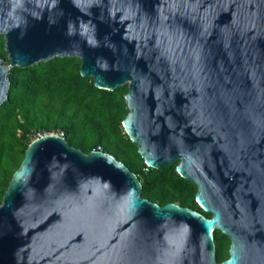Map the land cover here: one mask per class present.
I'll use <instances>...</instances> for the list:
<instances>
[{"label": "water", "instance_id": "water-1", "mask_svg": "<svg viewBox=\"0 0 264 264\" xmlns=\"http://www.w3.org/2000/svg\"><path fill=\"white\" fill-rule=\"evenodd\" d=\"M0 36V106L13 68L81 59L97 87L128 85L147 165L178 163L212 214L143 197L116 156L47 133L0 200V264H264V0H0Z\"/></svg>", "mask_w": 264, "mask_h": 264}, {"label": "trees", "instance_id": "trees-1", "mask_svg": "<svg viewBox=\"0 0 264 264\" xmlns=\"http://www.w3.org/2000/svg\"><path fill=\"white\" fill-rule=\"evenodd\" d=\"M0 56L7 58L3 36ZM81 66L79 58H55L11 70L10 97L0 106V200L34 141V130L64 131L71 145L87 153L102 149L123 161L139 176L143 197L160 205L177 203L211 217L196 200L197 184L178 173V163L149 167L125 131L128 85L115 91L99 88L93 78L82 76ZM218 235L215 231V241ZM216 256L221 261L227 253L219 250Z\"/></svg>", "mask_w": 264, "mask_h": 264}, {"label": "flooded vegetation", "instance_id": "flooded-vegetation-1", "mask_svg": "<svg viewBox=\"0 0 264 264\" xmlns=\"http://www.w3.org/2000/svg\"><path fill=\"white\" fill-rule=\"evenodd\" d=\"M218 231V236H219V241L216 240V254L219 250L224 251L225 253H227V257L224 258L223 260L218 262H222L228 258H230L231 253H230V249H231V244H232V240L230 239V237L228 235H226L225 233H223L221 230H216ZM218 259V258H217Z\"/></svg>", "mask_w": 264, "mask_h": 264}, {"label": "rangeland", "instance_id": "rangeland-1", "mask_svg": "<svg viewBox=\"0 0 264 264\" xmlns=\"http://www.w3.org/2000/svg\"><path fill=\"white\" fill-rule=\"evenodd\" d=\"M1 57V56H0ZM4 58V57H3ZM6 60V62H9L8 60V57L7 58H4ZM49 134V132H40L39 129H35L33 134L34 136L32 137L34 140L37 139L38 137L42 136V135H45V134ZM51 133H54V131H51Z\"/></svg>", "mask_w": 264, "mask_h": 264}, {"label": "built area", "instance_id": "built-area-1", "mask_svg": "<svg viewBox=\"0 0 264 264\" xmlns=\"http://www.w3.org/2000/svg\"><path fill=\"white\" fill-rule=\"evenodd\" d=\"M54 133L57 134V135H59V136L65 137L64 131H59V132H54ZM98 150L103 151L102 149H98Z\"/></svg>", "mask_w": 264, "mask_h": 264}]
</instances>
